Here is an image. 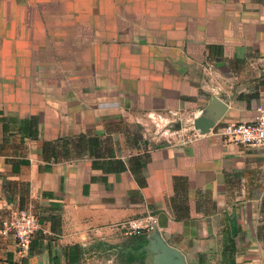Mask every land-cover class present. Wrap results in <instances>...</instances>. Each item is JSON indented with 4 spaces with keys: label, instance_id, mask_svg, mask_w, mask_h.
<instances>
[{
    "label": "crops",
    "instance_id": "0c3cea01",
    "mask_svg": "<svg viewBox=\"0 0 264 264\" xmlns=\"http://www.w3.org/2000/svg\"><path fill=\"white\" fill-rule=\"evenodd\" d=\"M214 95L224 121L264 109V0H0V264H159L153 232L188 264L264 263V150L194 128ZM84 134L108 154L64 157Z\"/></svg>",
    "mask_w": 264,
    "mask_h": 264
},
{
    "label": "built area",
    "instance_id": "2783aa9c",
    "mask_svg": "<svg viewBox=\"0 0 264 264\" xmlns=\"http://www.w3.org/2000/svg\"><path fill=\"white\" fill-rule=\"evenodd\" d=\"M211 132L227 141L246 147L264 150V109L259 107L253 118L246 121H218ZM156 219L148 216L143 219L129 221L135 230H153ZM6 231L12 232L21 250H27L39 228L37 217L28 209L18 211L5 224ZM254 264H264L257 261Z\"/></svg>",
    "mask_w": 264,
    "mask_h": 264
},
{
    "label": "water",
    "instance_id": "95a60500",
    "mask_svg": "<svg viewBox=\"0 0 264 264\" xmlns=\"http://www.w3.org/2000/svg\"><path fill=\"white\" fill-rule=\"evenodd\" d=\"M228 109V104L218 96H212L204 112L193 119V126L201 134L211 132L215 124L220 121ZM150 239L146 248L156 254L159 264H188L183 253L170 246L160 235Z\"/></svg>",
    "mask_w": 264,
    "mask_h": 264
},
{
    "label": "trees",
    "instance_id": "16d2710c",
    "mask_svg": "<svg viewBox=\"0 0 264 264\" xmlns=\"http://www.w3.org/2000/svg\"><path fill=\"white\" fill-rule=\"evenodd\" d=\"M30 127H33V124L30 123ZM53 142H45L43 149L47 150L49 148L53 149L54 157L57 158V152ZM63 156H70L69 154H88L95 156H104L107 153V150L103 151L101 147L102 141L96 136L89 135H80L76 138L63 140ZM105 152V153H104Z\"/></svg>",
    "mask_w": 264,
    "mask_h": 264
},
{
    "label": "rangeland",
    "instance_id": "374dc122",
    "mask_svg": "<svg viewBox=\"0 0 264 264\" xmlns=\"http://www.w3.org/2000/svg\"><path fill=\"white\" fill-rule=\"evenodd\" d=\"M166 128L169 129V132L164 135L163 133L166 131L164 129H166ZM175 128H176L175 123L167 124L165 122H161L160 125L159 124L157 125V123H153L152 124V129L149 132L150 133H153L155 136L164 138V140H165V138L167 136L168 137L170 136L171 138H178V139L181 138V137L186 136V135H182L180 133H174L175 135H173V136L170 135V133H173L174 132Z\"/></svg>",
    "mask_w": 264,
    "mask_h": 264
}]
</instances>
